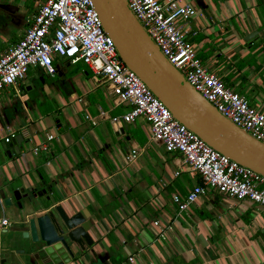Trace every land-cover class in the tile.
<instances>
[{"label": "crops", "instance_id": "obj_1", "mask_svg": "<svg viewBox=\"0 0 264 264\" xmlns=\"http://www.w3.org/2000/svg\"><path fill=\"white\" fill-rule=\"evenodd\" d=\"M43 1L33 0L27 12L26 0H0L7 7L0 8V20L8 21L0 26L25 20L17 36L0 29V55L20 40ZM187 1L195 15L177 25L198 58L226 87L264 110V0ZM53 65L54 75L33 67L0 92V133L22 137L15 144L19 154L4 149L11 143L0 149V220L9 223L0 241L14 236L1 246L0 264H29L25 221L55 206L88 215L84 227L92 245L69 264H264V209L209 189L178 211L173 197L183 200L199 183L181 155L152 141L143 119L122 123L131 107L114 106L82 62L56 57Z\"/></svg>", "mask_w": 264, "mask_h": 264}, {"label": "built area", "instance_id": "obj_2", "mask_svg": "<svg viewBox=\"0 0 264 264\" xmlns=\"http://www.w3.org/2000/svg\"><path fill=\"white\" fill-rule=\"evenodd\" d=\"M124 1L155 46L186 82L224 118L264 144V110L251 106L211 73L177 25L179 19L188 20L195 15L193 6L187 0ZM26 23L20 40L0 55V92L17 85L31 67L54 75L53 59L56 57L66 58L72 64L82 62L91 72L94 83L106 86L114 106L131 107L120 117L122 123L143 119L150 139L162 144L166 153L180 154L182 164L198 175L199 183L183 200L173 197L178 211L186 210L209 189L236 201L248 200L264 209V175L213 150L172 116L122 62L112 39L102 29L92 0H44ZM105 114L100 112L99 117L104 118ZM85 119L96 124L95 118L85 116ZM118 121V118L111 119L113 123ZM14 137L13 132L0 133V149ZM135 154L133 149L128 158L132 160ZM8 225L6 219L0 220V230ZM153 225L157 227L159 222L154 221ZM128 260L131 262L132 257Z\"/></svg>", "mask_w": 264, "mask_h": 264}, {"label": "water", "instance_id": "obj_3", "mask_svg": "<svg viewBox=\"0 0 264 264\" xmlns=\"http://www.w3.org/2000/svg\"><path fill=\"white\" fill-rule=\"evenodd\" d=\"M92 2L102 29L112 39L122 62L168 108L172 116L213 150L264 175V144L224 118L186 82L155 46L125 1ZM0 8L7 7L0 5ZM21 140V136H16L11 144L3 147L19 154L15 144ZM22 191H14L15 196ZM9 202L7 198L3 201L5 205ZM87 217L86 211L69 215L61 206H55L42 215L26 219V231L21 236L30 239L31 245L27 249L29 264L80 261L86 247L92 245L84 227ZM13 237L6 242L0 241V248L11 245Z\"/></svg>", "mask_w": 264, "mask_h": 264}, {"label": "rangeland", "instance_id": "obj_4", "mask_svg": "<svg viewBox=\"0 0 264 264\" xmlns=\"http://www.w3.org/2000/svg\"><path fill=\"white\" fill-rule=\"evenodd\" d=\"M16 1H18V0H16ZM25 5H26V7H25V9H27V12H30L33 8H32V5H33V0H26V2H25ZM5 15V13L2 11V10H0V19L3 17ZM2 23H4V22H8V21H2V20H0ZM13 21V23H15V24H12V23H6L4 26H0V29H3V30H1V32L2 33H4V34H6L7 36L8 35H11L12 33V35L13 36H17L18 35V31H19V28H20V26L21 25H23L24 24V22H25V20L24 19H18V18H16V20H12ZM17 24V25H16ZM12 32V33H11ZM64 59H66V58H64ZM31 68H33V67H31ZM31 68H29V69H31Z\"/></svg>", "mask_w": 264, "mask_h": 264}]
</instances>
